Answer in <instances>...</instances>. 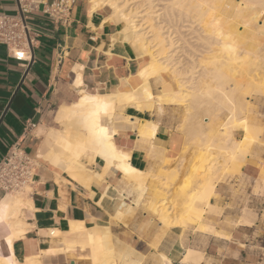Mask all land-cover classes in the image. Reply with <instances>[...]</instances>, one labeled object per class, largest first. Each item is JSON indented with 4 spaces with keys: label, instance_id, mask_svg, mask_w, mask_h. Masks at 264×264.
<instances>
[{
    "label": "crops",
    "instance_id": "obj_1",
    "mask_svg": "<svg viewBox=\"0 0 264 264\" xmlns=\"http://www.w3.org/2000/svg\"><path fill=\"white\" fill-rule=\"evenodd\" d=\"M30 1L34 8L28 25L37 36L29 59L18 61L0 45V161L13 144L22 141L34 159L36 171L34 183L30 191L21 194L19 206L14 199L5 200L13 194L0 190V264H65L61 253L47 252L58 247L57 237L51 232L66 233L73 221L83 222L87 228L108 225L112 231L122 220L115 219L114 213L120 196L126 199L125 182L120 173L104 171L103 161L97 158L93 162L84 160L86 169L96 177L83 184L73 173L62 171L49 161L45 138L49 130L60 129L58 111L74 105L81 91L108 97L136 88L140 84L137 72L147 58H137L130 45L113 39L121 25L106 21L110 14L107 8L92 12L89 0H76L70 13L71 23L62 25L43 13L55 0ZM17 11L18 0H0V14L15 15ZM162 89L161 85L152 84L154 95ZM259 99L251 98L245 106L249 121L257 120L263 128L261 144L247 155L239 175H220L216 180V194L211 200L215 211L207 215L209 222L214 221L211 224L216 235L195 231L189 225L185 230L171 228L157 248L151 249L150 260L156 259L157 252H163L172 264H194L181 263L184 251L189 249L203 256L196 264H264V119H260L264 106L256 103ZM125 116L157 123L155 145L169 159L183 147L184 135L178 131L187 117L183 106L155 103L150 111L127 107L120 112L118 122ZM103 120L112 129L113 120ZM33 124L35 128L29 131ZM117 131L114 143L129 153L132 165L146 170L155 163L147 154L149 143L137 141L134 129ZM239 132L235 131L232 138H242ZM5 201L7 205L3 206ZM149 259L146 258L147 264H153Z\"/></svg>",
    "mask_w": 264,
    "mask_h": 264
},
{
    "label": "bare ground",
    "instance_id": "obj_2",
    "mask_svg": "<svg viewBox=\"0 0 264 264\" xmlns=\"http://www.w3.org/2000/svg\"><path fill=\"white\" fill-rule=\"evenodd\" d=\"M89 1L92 6V12L99 8L110 10L106 21L115 25H121L118 32L114 34L113 39L130 46L134 42L135 46H132V48L137 58L145 55L147 52L149 53L148 50L151 48L148 49V45L152 46L153 43L152 49L154 47L157 48L158 54L139 68L137 75L140 84L134 88V91L118 93L108 97L81 91L79 100L74 105L61 108L57 113L56 119L61 122L65 121V123L62 124L61 129L49 130V135L47 139L45 138V144L43 143L49 149V154L45 148L46 153L44 155L48 154L46 157L51 163L62 169V171H70L83 184L91 182L92 177H94L91 172L92 170L86 169L84 160L93 162L95 159L100 158L104 163V166H102L104 171H116L120 173L123 181L133 187L138 193L135 196L138 203L142 201L144 192L148 188L146 187V178L150 173L149 169L154 166H151L148 170L138 169L131 164L129 153L115 145L114 136L118 133L117 128L114 127L110 130L103 124L104 118L110 121L113 120L112 114L109 112L110 105L107 103L123 105V110L142 102H154L156 105L161 106L163 104L181 105L189 101L188 103L191 104L189 105L190 108L194 106L206 107L208 113H206V116H208H203L202 124L196 126V131L194 129L195 132L189 143L196 147L200 154L207 152V154L210 153L211 155V153H214L213 161L211 160V163H209L213 171L206 175L204 181H202L200 187L196 190L194 197L184 203L185 205L180 211L179 226L181 225V228H183L189 225L195 231L216 235L215 227L211 224L214 221L210 220L209 222L207 218V215L214 214L215 211L214 206L211 205V200L216 194V180L219 179L220 175L222 177L239 175L240 167L247 155L255 146L261 144L260 135L263 133V128L259 122L255 123L254 126L253 122L249 121L247 106H245V103L248 105L249 100H251L250 96H246H252V94L243 82L238 81L237 73L242 68H248L249 66L252 68V65L257 63H261L264 66V6L261 7V12H252L250 0H192L187 3L188 9L190 7L193 11L190 10V13L192 12L193 15L196 13L197 17L194 15L195 18L200 19L198 20L201 23V28L203 27V32L211 35V39L213 38L212 40H215L218 45L216 47L220 49L218 58L211 64L207 63L202 67V73L195 79L196 86L193 92L188 93L183 90L185 84L183 74L179 75L176 68L169 67L170 60L163 56L168 53L167 50L171 47V41L168 40L170 36H164L161 28L152 24L154 14L152 16L151 12H147L146 9L142 12L143 14L135 13V8H130L132 1L129 2V0ZM177 2L179 5L183 3L182 0H178ZM152 13L154 12L152 11ZM140 22H143V24H140ZM149 34L150 37H153V40L147 44L146 38ZM15 53L18 57L27 58L20 51H15ZM166 70H169L173 76L176 88H166L164 91L162 89L154 95L152 84L162 85V83H165L163 82L161 73ZM248 71L250 72V70ZM248 71L246 70V72ZM256 76L258 75L256 74ZM177 77L180 79H177ZM261 79L254 83L256 86L251 83L252 86H255L252 93L256 96L264 95V77H261ZM223 112L226 114L221 117ZM124 126L125 129L135 130L138 138L137 141L149 143L150 153L155 155V160H153L155 161L153 163L155 166L164 162L163 150H157L155 145L158 133L157 123L138 121V119L131 120L130 117L125 116ZM71 129L77 133L83 132V136H80L79 133L69 135ZM207 129L210 131L212 137L205 136L206 134L204 133H208ZM236 130H240L243 135L239 141H235L232 138V134ZM44 145L41 146L44 147ZM209 157L211 158V156ZM209 157L207 155V158ZM152 193L153 191H151V195H153ZM154 194V196H158L156 192ZM126 196L128 195L126 194ZM120 197L121 201L120 204L118 203L119 206L114 213V218L125 220L123 216L125 214L129 215L131 210L133 212L134 207L132 209L130 204L126 203L124 196L121 195ZM8 199H14V204L19 206L21 194L9 195L5 200ZM143 200L145 201V198ZM154 203V210L160 211L159 218L164 223L165 230L169 229L168 214L166 211L160 210V206L157 207L155 201ZM151 204H149L150 208ZM2 205L6 206L7 202H3ZM115 205L114 207H116ZM107 209L109 208L107 207ZM51 234L57 237L55 242L58 243V247H52L51 249L63 255L65 264H147L145 256L140 254V252H136L130 244L117 240V237L113 236L108 225L101 227L96 225L92 233L89 234L87 228L81 222L73 221L69 223V230L66 233L61 234L55 230ZM162 234L158 235L153 251L157 248V243H159ZM202 257L201 253L186 249L181 263L190 261L196 264L202 260ZM152 261L153 264H172L171 259L163 254V252H157L156 259Z\"/></svg>",
    "mask_w": 264,
    "mask_h": 264
},
{
    "label": "rangeland",
    "instance_id": "obj_3",
    "mask_svg": "<svg viewBox=\"0 0 264 264\" xmlns=\"http://www.w3.org/2000/svg\"><path fill=\"white\" fill-rule=\"evenodd\" d=\"M130 1H132V3L130 4V8L134 7L135 13L141 14L144 11V9H146L147 12L149 11L151 12L152 16L154 14L153 16L154 19L152 21V24L159 26L164 36H168V35L170 36L168 37L169 38L168 40L171 41L170 43L171 47H169V50H167L168 53L166 52L167 54H164L163 56L167 57L170 60L169 67L176 68L179 72V75L183 74V78H185L184 80L185 84L183 90L188 93L193 92V89L196 86L195 79L199 76V74L202 73L203 70L202 67L205 66L207 63L211 64L215 59H217L220 54L219 53L220 49L219 47H216L218 46L216 41L212 40L213 38L211 39L212 36L203 32L202 29L203 27L201 28V23H199L200 19L198 18L199 19L198 20L197 18H195L196 16L195 11H194L195 16H194L192 14L193 11L190 9V7L188 9L187 3H189V1L191 2L192 0H182L183 3L180 5L177 2L178 0H129V2ZM250 2H251L252 12L262 11L261 7L264 6V0H250ZM190 10L192 11L191 13ZM152 11L154 13H152ZM140 24H143V22L142 23L140 22ZM147 36L148 37L146 38V41H148L147 44H149L153 40V37H150V34ZM132 46H135L134 42H132L131 47ZM150 46L151 45H148V49L151 48L150 50H148L149 53L147 52L145 55L138 57V58L146 57L147 63L149 62V59L153 58L158 54V51H156L157 48L154 47L152 49V46L151 47ZM262 66L263 65L261 63H257L252 65V68L251 66L248 68L245 67L242 68L239 71L240 73L239 72L237 73L238 74L237 79L239 82H243L244 85L247 86V88H249V92L252 94V96L247 95L246 97L250 96L249 98L250 99L252 98L253 101H255L254 99L260 97L259 99L260 101L259 102L256 101V103H259L260 105L264 106V95L256 96L252 93L254 92L253 90L256 86L254 83L262 80L263 78L261 79V77H264V73H263L264 66L263 67ZM255 69H257V71H255ZM246 70L247 71L250 70V72L249 71L246 72ZM256 74L258 76H256ZM161 75L163 78V82H165L162 83L161 85L163 87V91L166 88H168L167 87L168 85L171 86V88L175 87V82H174L175 80L173 79V76L171 75L169 70L162 72ZM240 78L243 80H241ZM177 79L180 78L177 77ZM249 83L251 87L249 86ZM251 83L255 86H252ZM128 91L129 92L134 91V88ZM124 92L127 91L118 92V93H124ZM188 102L179 105V106H183L186 109V114H187V118L184 121V123L186 124L183 123L182 127L178 129V131L184 135L185 142L183 147L178 153L169 155L170 159L165 156V151L163 150L162 153H163V157L165 158L164 162L158 166L152 164L151 166L154 167L153 168L149 167L150 169L148 168L150 171V173L146 178V187L148 188H146L145 191L146 194L144 192L142 201L137 203V199H136L137 197L135 198V196H137L138 193L133 189L131 185L129 184L127 185L125 183L124 187L126 189V194L128 195L126 197L128 199L132 197L131 199H129L130 202L127 200V198L125 199V201L128 204H133L134 206L131 205L132 206L131 208L133 209L134 207L135 210L133 209V212L131 210L129 215L130 214L132 215L130 216L125 214L123 216L125 220L121 218L122 220L120 221V223L118 222L119 224L115 225L112 231L110 229L111 233L113 232L112 233L113 236L117 237V240H121L122 242L130 244L138 252H140V254L144 255L145 258H149V256L152 257L151 249H153L155 245V241H157V237L160 233H163L160 237L161 240L162 237L165 236L170 231L171 228L174 227L181 228V225L179 226V218H180V211L185 205L184 203H186L188 200L194 197L196 190L198 189V187H200L206 175L213 171L209 163H211V160L213 161L214 153L213 154L211 153V155L210 153L207 154V152L200 154V152L197 151L196 147H194L191 143H189L191 142V137L196 131V126L198 124H202L201 123L202 118L206 116L207 113L206 107L201 108V106L200 107L194 106L193 108H190L189 105L191 104ZM107 104L110 105L109 112L112 114V119L114 123L112 129L114 127H116L117 129L124 128L123 125H124L125 117L122 119V122H118L117 120L120 115V112L124 111L123 110L124 108L123 107L121 108L120 106H117L110 102H108ZM153 104L155 103L142 102L138 105H132L131 107L137 110L150 111ZM117 107L120 108V111H117L116 109ZM51 111L52 114H54L55 108L52 107ZM225 114L226 113L223 112L221 114V117H223ZM260 116H261L260 119H264V114H261ZM146 121L153 122L150 120H146ZM58 122L60 124V129H61V126L63 123H65V121L63 122L58 121ZM257 122L258 121L255 120L253 125L255 126V123ZM103 124L107 126V123H105L104 120H103ZM206 131L209 134L204 133L206 134L205 136L212 137L210 135V131L208 129ZM236 131L237 133H240L239 132L240 130H236ZM78 133L80 136H83V132H78ZM78 133L71 129L69 135H76ZM233 138L236 140H240L241 135L240 136L234 135ZM207 155L208 157L211 156V158L210 157L207 158ZM148 156L152 157L155 160L154 157L155 155L151 154L150 151ZM130 190L133 191L130 192ZM28 191H30V189H27V192ZM151 191H153L152 193L153 195H151ZM155 192L158 196H154ZM130 194L131 196H129ZM153 196L154 198L156 197L154 201L157 203V207L160 206L159 209L166 211V213L169 216L168 224H170V228L167 230H165L164 223L159 218L160 211L154 210L153 205L155 203L153 201L154 199ZM144 198L145 201L143 200ZM149 200L153 203L151 204ZM149 204H151L150 205L151 208L149 207ZM103 223L104 222H101V224ZM81 224L85 228H87L83 224V222ZM95 226L92 228H87V232H89V234L92 233V231L95 229ZM98 226L101 227L106 225H98ZM187 226L188 225L183 227L182 230L187 229ZM153 237L154 239L152 240ZM149 242L151 248L149 247ZM50 249L47 251L48 253H58ZM147 254L148 256H146Z\"/></svg>",
    "mask_w": 264,
    "mask_h": 264
},
{
    "label": "built area",
    "instance_id": "obj_4",
    "mask_svg": "<svg viewBox=\"0 0 264 264\" xmlns=\"http://www.w3.org/2000/svg\"><path fill=\"white\" fill-rule=\"evenodd\" d=\"M76 0H55L47 5L43 13L62 25H69L70 13ZM34 3L30 0H18V11L15 15L0 14V45L18 61L29 59L33 49L36 33L31 31L28 21L33 13ZM15 51L26 55L23 59ZM29 126V131L35 128ZM36 166L33 157L23 147L22 141L13 144L0 161V190L8 194H24L33 185Z\"/></svg>",
    "mask_w": 264,
    "mask_h": 264
},
{
    "label": "water",
    "instance_id": "obj_5",
    "mask_svg": "<svg viewBox=\"0 0 264 264\" xmlns=\"http://www.w3.org/2000/svg\"><path fill=\"white\" fill-rule=\"evenodd\" d=\"M31 52H33V49H31ZM8 107H9V105H8ZM8 107H7L6 111L8 110ZM6 111H5V112H6ZM0 122H1V121H0Z\"/></svg>",
    "mask_w": 264,
    "mask_h": 264
}]
</instances>
